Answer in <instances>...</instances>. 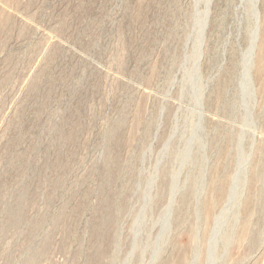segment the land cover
I'll return each mask as SVG.
<instances>
[{"label":"rangeland","instance_id":"rangeland-1","mask_svg":"<svg viewBox=\"0 0 264 264\" xmlns=\"http://www.w3.org/2000/svg\"><path fill=\"white\" fill-rule=\"evenodd\" d=\"M262 51L264 0H0V264H264Z\"/></svg>","mask_w":264,"mask_h":264},{"label":"bare ground","instance_id":"bare-ground-1","mask_svg":"<svg viewBox=\"0 0 264 264\" xmlns=\"http://www.w3.org/2000/svg\"><path fill=\"white\" fill-rule=\"evenodd\" d=\"M257 73H258V75L259 76H263L264 75V52L262 51L261 53H260V55L258 56V61H257ZM256 171L257 170H255V172H254V174H253V176H254V178H255V176L257 175L256 174ZM222 175V174H221ZM217 176V175H216ZM253 178V177H252ZM221 179V178H220ZM217 183H218V181H216ZM213 183H214V181H213ZM212 183V184H213ZM216 183V184H217ZM219 184H221L220 186H217V187H219L218 189H217V192H216V190H214L215 188H212L213 190L211 191V195H213V197L210 199L209 198V200H207V202H206V204H205V208L207 209V214H208V216H211V214L213 213V210H214V207H216V205H215V201H216V198L218 197V198H220V201H221V197L223 196L224 197V193H225V191H227L226 190V187H227V185H228V179H227V177L226 178H223L222 180H221V183L219 182ZM214 185H212V187H213ZM215 186V187H216ZM216 187V188H217ZM228 188H229V186H228ZM214 192H216L217 194V197H216V195L214 196ZM251 197V196H250ZM217 198V199H218ZM249 199V198H248ZM218 202H219V200H218ZM264 204V203H263ZM251 212V210L250 211H248V213H247V216H249V214H251L250 213ZM246 219H247V217H246ZM249 219V218H248ZM112 221V220H111ZM248 221V220H247ZM248 223L249 222H246L245 221V225H244V227H245V230H244V234L245 233H247V230H248ZM100 251V250H99ZM184 256V255H183ZM182 255H181V257H179L178 258V260H177V263L176 264H184L185 263V258L183 257ZM98 261H100L99 262V264H102V262H101V259H102V251H100V252H98ZM105 261V260H104Z\"/></svg>","mask_w":264,"mask_h":264}]
</instances>
